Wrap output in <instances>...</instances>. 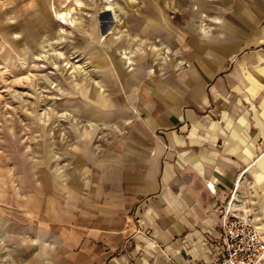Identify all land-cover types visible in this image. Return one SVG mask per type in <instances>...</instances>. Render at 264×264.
Instances as JSON below:
<instances>
[{
  "label": "rangeland",
  "instance_id": "obj_1",
  "mask_svg": "<svg viewBox=\"0 0 264 264\" xmlns=\"http://www.w3.org/2000/svg\"><path fill=\"white\" fill-rule=\"evenodd\" d=\"M258 1L0 0V264H48L46 211L86 185L91 150L116 138L142 70L187 65L207 35L244 46L262 31ZM235 29L244 38L231 41ZM253 107L264 111V90ZM254 173L240 200L263 226L264 156Z\"/></svg>",
  "mask_w": 264,
  "mask_h": 264
},
{
  "label": "crops",
  "instance_id": "obj_2",
  "mask_svg": "<svg viewBox=\"0 0 264 264\" xmlns=\"http://www.w3.org/2000/svg\"><path fill=\"white\" fill-rule=\"evenodd\" d=\"M257 6L264 15V0ZM259 24L244 46L213 44L207 35L187 65L142 70L119 104L116 138L91 150L86 185L46 211L48 264L219 258L225 208L250 210L241 192L253 187L264 156V111L253 107L264 90L255 73L264 48L249 49L264 45ZM228 38L244 37L235 29Z\"/></svg>",
  "mask_w": 264,
  "mask_h": 264
},
{
  "label": "built area",
  "instance_id": "obj_3",
  "mask_svg": "<svg viewBox=\"0 0 264 264\" xmlns=\"http://www.w3.org/2000/svg\"><path fill=\"white\" fill-rule=\"evenodd\" d=\"M219 258L213 264H264V228L257 215L233 208L224 211Z\"/></svg>",
  "mask_w": 264,
  "mask_h": 264
},
{
  "label": "bare ground",
  "instance_id": "obj_4",
  "mask_svg": "<svg viewBox=\"0 0 264 264\" xmlns=\"http://www.w3.org/2000/svg\"><path fill=\"white\" fill-rule=\"evenodd\" d=\"M41 2H42V0H41ZM151 15H152V19H155L156 18V16L158 15V11H157V9L156 8H154V9H152V12H151ZM66 20H62V23H64ZM48 25V27L49 28H54V26H55V22L54 21H48V23H47ZM92 33H93V31H92ZM96 96L97 97H101V94L99 93V92H96ZM94 112V111H93ZM97 112V111H96ZM98 113V112H97ZM241 185V184H240ZM19 191V190H18ZM26 198V197H25ZM30 201H31V203H33L34 205H38L37 207H39V203H38V201H36V199H32V197H31V199H30ZM57 203V202H56ZM263 227H264V223H263ZM38 228V227H37ZM40 238H42L41 236H39Z\"/></svg>",
  "mask_w": 264,
  "mask_h": 264
}]
</instances>
